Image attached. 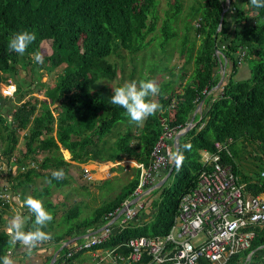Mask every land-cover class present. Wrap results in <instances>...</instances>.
Returning a JSON list of instances; mask_svg holds the SVG:
<instances>
[{
	"label": "trees",
	"instance_id": "trees-1",
	"mask_svg": "<svg viewBox=\"0 0 264 264\" xmlns=\"http://www.w3.org/2000/svg\"><path fill=\"white\" fill-rule=\"evenodd\" d=\"M166 1L171 5L172 13L160 28L161 48L165 51L166 44L175 38L181 40V51H184L188 37L180 38L171 24L181 12L183 0ZM230 1L228 7L226 0H199L193 7L189 17L197 18V25L192 27L200 38L193 58V74L181 91L170 90L171 84L161 87L162 108L143 126H137L130 121L125 109L111 104L112 88L104 85L95 89V86L103 80L116 79L118 65L111 61L114 55L121 56L126 51L136 56L149 46V37L157 28L161 0H0V82L5 81L6 74L16 79L19 69L36 66L32 56L40 53L41 43L46 40L50 41L52 57L43 58V62L51 60L52 67L59 61L65 63L53 87L44 91L45 99L28 96L11 108L10 120L0 110V177L5 174L4 169L10 165L14 152L18 151V135L24 131V148L19 150L20 156L14 157L18 173L10 180V187H0V194L6 189L10 198L9 203L0 198V257L7 254L12 244V233L3 229V215L10 213L14 200L22 198L27 191H30V197L39 200L51 194V189L46 186L40 191L31 188L34 178L51 180L49 187L58 189L70 183L71 163L65 159L61 148L70 151L71 161L78 164L128 159L147 165L163 133V121L170 128L184 129L203 100L204 108L195 118L197 125L180 139V154L171 175L176 180L171 186L165 183L158 200L152 203L159 211L157 219L139 226L129 225L113 236L106 246L131 238L167 235L182 197L194 189L204 168L202 152H214L217 142L232 141L230 154H222L223 162L246 183L248 193L264 194L263 156L259 157L261 167L255 175L243 172L235 161L239 142L257 143L264 154V8L254 7L250 0ZM226 7L228 10L224 12ZM231 10L242 29H237L235 37L222 44L232 35L229 31ZM22 31L35 32L36 40L20 56L10 52L7 43L10 36ZM193 50L194 42L189 49L191 56ZM238 52L241 59L251 62L252 74L243 80L235 79L240 62L236 57ZM225 61V77L217 88L222 76L220 64ZM16 88V93L22 95L19 82ZM216 89L218 95H214ZM10 100H5L7 107ZM55 111L60 112L59 119L55 117ZM119 125L126 126L124 132L120 128L114 131ZM39 153H45L40 162L35 158ZM30 164L34 166L29 167ZM59 169L64 170L66 178L52 179L51 173ZM4 176L9 178L10 173L6 172ZM137 185L138 175L115 200L97 208L90 219L82 222L74 221L80 216L77 207L75 211L69 210L65 215V230L58 236L51 233L52 239L63 244L76 236V232L77 235L84 234L93 229L104 214L129 199ZM41 201L54 216L57 206L50 201ZM25 214L28 219L24 230L28 231L34 216L28 209ZM53 224L54 220L44 231L50 233ZM255 232L250 249L233 257L230 264L263 249L264 227ZM149 261L146 256L141 262L131 264H149Z\"/></svg>",
	"mask_w": 264,
	"mask_h": 264
},
{
	"label": "built area",
	"instance_id": "built-area-1",
	"mask_svg": "<svg viewBox=\"0 0 264 264\" xmlns=\"http://www.w3.org/2000/svg\"><path fill=\"white\" fill-rule=\"evenodd\" d=\"M16 91L15 83L8 80L0 94L12 99ZM163 127L149 163H136L140 176L131 197L104 214L96 229L70 240L71 243H63L64 252L58 253L52 264H70L85 252L91 253V264L138 263L146 256L149 264H203L204 261L230 264L233 257L250 249L255 230L264 227V194L248 193L231 166L223 162L222 154H230V139L226 143L217 142L214 152H202L204 168L194 189L182 197L169 235L131 238L106 246L113 236L140 216L146 206V195L170 170L175 155L174 140L179 131L165 121ZM2 194L6 201L10 200L6 189Z\"/></svg>",
	"mask_w": 264,
	"mask_h": 264
},
{
	"label": "rangeland",
	"instance_id": "rangeland-1",
	"mask_svg": "<svg viewBox=\"0 0 264 264\" xmlns=\"http://www.w3.org/2000/svg\"><path fill=\"white\" fill-rule=\"evenodd\" d=\"M199 0H183L182 3V9L179 15L171 24L176 27V30L179 34V37L187 36L188 42L186 45V49L184 51H181V40H174L171 39L168 44L165 46V51L163 48H161L160 40L158 39L161 36L160 28L162 27L164 23V19L168 17V14L170 15L172 13L171 5L168 4L166 0H161L159 6H158V14L159 19L157 22V28L155 30V33H152V35L149 37L150 44L149 46L141 51L136 56H133L132 54H129L128 52L124 51L122 52L121 56L114 55L111 58V61L113 63H116L118 65V75L115 80L108 81L103 80L96 84L95 89H99L104 85H108L110 88L114 89L118 85H122L125 82H130L132 80H135L137 82L141 80H154L157 85L160 87H165L166 85L171 84V89L173 91L178 92L182 90L183 85L190 79V77L193 74L194 70V55L196 54V51L200 45V38L195 35V29L192 27V25H197V18H191L189 17V14L193 11V7L197 6ZM231 6V5H230ZM233 10L230 11V29L229 31L232 32V35L230 38L226 40L225 43H228L229 40L233 39L236 35L237 29H242L240 25H238V22L236 21V14L232 13ZM187 26L189 28H187ZM194 42V50L191 56V53H189V49L191 45L193 46ZM219 44H221V41H219ZM218 52L220 53V50L218 49ZM43 58H49L52 57V50L50 47V41L46 40L41 43L40 46V53ZM241 53L238 52L236 54V57L239 62V68L235 75V79L237 80H243L251 76V62L247 59H241ZM32 56V60H34ZM36 62V61H35ZM37 63V62H36ZM65 63L62 61H59L54 67H52L51 60L45 61L43 63H37L36 66H34L32 69L28 66L26 69L21 70L19 69L18 75L16 79L13 78V75L6 74L5 81L0 82V92L1 89L4 87V85L7 83L8 80H11L13 83H15L16 87L19 82L20 86L23 88L21 89L20 93H15L14 97L10 100V105L7 107L8 103L5 101L6 98H3L0 94V110L2 114L10 120V114H11V108L14 109L17 105H19L21 102L26 100V98L30 95L36 99H45L43 97L44 91L47 89V87L51 88L53 87L54 83L56 82L58 75L64 70ZM220 73H223V70L220 69ZM229 72V71H228ZM218 89L215 90L214 95H218ZM149 99H155L158 103H161L159 100V96L157 97H150ZM54 106V105H53ZM52 106V108H53ZM8 108V109H7ZM198 109V108H197ZM196 109V110H197ZM199 111V110H198ZM202 110H200L198 113H200ZM38 115V114H37ZM54 115L56 118H60V112L55 111ZM119 125L114 131L119 130V128L124 132L126 129L125 125ZM23 132L19 133V143L17 144L18 151H15L11 160L9 163L10 165H6L7 167L4 169L5 174L6 172L10 173L9 178L5 179V174H2V177L4 178L2 180V177H0V187L5 185H9L11 183V179L13 177H16V174L18 173V166H15L16 163L14 160V157L20 156L19 150L24 148V141L22 139ZM1 146H3L1 144ZM237 152H238V158L235 160L236 164L238 165L239 169H241L246 174L255 175L259 168L261 167V163L259 162V157L263 156L260 147L257 143L254 142H239L236 146ZM45 153H39L36 155V160L40 162L42 158L44 157ZM67 157L70 160L67 153ZM134 160H128L124 159L119 165L117 162H105V163H99L103 168H112V163L114 165H117L115 168L116 171L122 173V177L120 179H109L106 183L99 184L97 182H94L93 180L90 181V186L93 184H96L98 186H95L97 189L101 191L100 194L97 193V191H94L90 188H86V183L82 182V180L86 181L85 173L82 170H77L78 175L76 176L75 185L76 186H70V187H64L61 189H58L54 186L49 187V184L47 181H45L43 178H34V183L31 185V188L33 187L34 190L40 191L42 187H48L53 192V196L55 194L58 195V198H63L62 201L57 202V211L56 214L53 216L54 224L52 231L57 232V234L62 233L65 230V221L66 216L69 212V210H74L77 207L80 211V216L75 219V223L82 222L86 219H90L95 210L96 206L102 207L110 203L111 201L115 200V198L122 192V190L125 188V186L129 183V175L131 174V169L135 167ZM89 164V163H87ZM86 165V164H84ZM263 166H264V160H263ZM4 168V166H3ZM127 169V171L124 173V171ZM135 174V169L133 170ZM129 174V175H128ZM113 176V175H112ZM176 180L175 176H171L168 180L167 186H171L174 181ZM88 182V181H87ZM89 186V187H90ZM28 193V191H27ZM25 193V194H27ZM157 191L153 194L155 198L158 197ZM64 197H63V196ZM28 196V195H27ZM0 198H3V194H0ZM49 198V197H48ZM46 197H44L43 200H50ZM4 199V198H3ZM5 202L6 199H4ZM76 201V202H75ZM56 205V204H54ZM9 213V212H8ZM159 211L157 210L152 218L151 221H155L158 217ZM78 235L76 234L75 237Z\"/></svg>",
	"mask_w": 264,
	"mask_h": 264
},
{
	"label": "clouds",
	"instance_id": "clouds-1",
	"mask_svg": "<svg viewBox=\"0 0 264 264\" xmlns=\"http://www.w3.org/2000/svg\"><path fill=\"white\" fill-rule=\"evenodd\" d=\"M250 3L256 8H264V0H250ZM35 40V32H17L9 37L7 48L10 52L22 56ZM33 58L37 63H43V57L39 53H35ZM160 93L161 89L154 80H141L139 82L132 80L113 89L111 104L125 109L131 122L137 126H143L149 117L155 116L162 108V105L155 99H149L159 96ZM117 163L119 165L121 162ZM51 178L62 180L66 178V174L63 169L54 170L51 173ZM48 183H51V180ZM24 205L33 214L34 220L31 228L24 231L23 217L21 215L13 216L9 221L12 232L11 243L22 244L26 250L31 251L52 240V235L44 231V228L53 220V216L39 199L27 197ZM78 237H81V234L67 239L65 242ZM0 264H15V262L11 257L5 255L0 257Z\"/></svg>",
	"mask_w": 264,
	"mask_h": 264
},
{
	"label": "crops",
	"instance_id": "crops-1",
	"mask_svg": "<svg viewBox=\"0 0 264 264\" xmlns=\"http://www.w3.org/2000/svg\"><path fill=\"white\" fill-rule=\"evenodd\" d=\"M54 106H53V108H54ZM203 108H204V106H203ZM203 108H202V110H203ZM54 135L55 136L57 135V131H55ZM61 151H62L65 159L68 162L71 163V166H70V169H69V174H70V181L69 182L70 183L66 187L76 186L75 185V183H76L75 180H76V176L78 175L77 170H82V169H83L84 173L86 174L85 177L86 176H90L91 177L90 181L93 180L94 182H97L99 184L106 183L109 179H112V178L118 180V179H120L122 177V173H120V172L115 170L116 169L115 167L117 165H114V163H112V168H103V166H101L97 162H90L89 164H86V165L78 164V163H76L74 161H71V159L70 160L68 159L67 153H68L70 158L72 157L70 151H68V150H66L64 148H61ZM134 164H135L136 168L133 167L131 169V174L130 175L128 174L129 175V180L131 181L132 179H134L138 175V182H139L140 170H139V168H137L135 162H134ZM134 169H135V174H134V171H133ZM126 171H127V169L124 171V173ZM163 178L159 182H161L163 180ZM90 181L88 179H86V181L82 180V182L86 183V188H89V189L91 188L93 190V192L97 191V193L100 194L101 191L95 187V186H98L99 184L97 185V183H96V184H93L92 186H90ZM159 182H158V184H159ZM242 183L246 185V183H244V182H242ZM156 187L153 188L148 195H146V206H145V209L141 212L140 216L136 220H134V221H132L130 223V225L139 226L143 222H150L151 221L150 219L152 218L154 213L158 210V208H153L152 207V203L154 201L158 200V198L160 196V193H161V188H162V187H160V188H156ZM156 191L158 192L157 195L159 194L157 198H155L156 195L155 196L153 195ZM30 195H31V193L29 191L22 198L26 199L27 197H30ZM45 197L46 198L49 197L48 198V199H50L49 201L53 205L56 204L55 206L58 205L57 202H59V201L61 202L62 199H63V198H61V199L58 198L57 194H55L53 196V192L52 191H51V194L49 196H45ZM22 198L19 197L18 199L14 200V203H13L14 206L12 205V207H11L12 209H11L10 213H7V214L3 215L4 223H5V226L3 227V229L7 233H10V231H11L9 221L11 220V218L13 216L21 215L23 217V220H24V227H25V225L27 223L28 216H27V214H25V210L27 208H25L24 200ZM43 199H41V200H43ZM46 201H48V200H46ZM96 207L99 208L98 206H96ZM114 208H116V207H114ZM113 209H111V210H113ZM98 225H99V223H98ZM98 225L96 227H94L93 230L96 229L98 227ZM173 225H174V223H173ZM23 230H24V228H23ZM90 230H92V229H90ZM90 230H88L87 232H89ZM171 232H172V228H171V230L169 231V233L167 235H169ZM51 233H53L54 235H57V236L61 234V233L57 234V232H53L52 229H51L50 234ZM76 234H77V232H76ZM167 235H165V236H167ZM165 236H158V237H165ZM60 252H61V254L64 252L62 244H60V241L52 239L51 241L46 242L43 245H41L38 248L33 249L31 251L26 250L25 247L22 244H19V243L13 244L12 243L11 247L8 249L6 255L11 257L14 260L15 264H52L53 259ZM245 252L246 251L242 252L239 255H242ZM237 262H242V264H264V248L259 250V251H257L254 255H253V253H251V254L248 255L247 258L239 259ZM91 263H92V255H91V253L90 252H85V253H82V254L76 256L72 260V262L70 264H91ZM203 264H209V263L204 261Z\"/></svg>",
	"mask_w": 264,
	"mask_h": 264
},
{
	"label": "water",
	"instance_id": "water-1",
	"mask_svg": "<svg viewBox=\"0 0 264 264\" xmlns=\"http://www.w3.org/2000/svg\"><path fill=\"white\" fill-rule=\"evenodd\" d=\"M226 3H227V6L229 7L231 1L230 0H226ZM228 7H226L224 12L228 10ZM226 67H227V62L226 61L225 62H221L220 69L223 70V73H222V76H221V79L219 81V84H218L217 88H219L222 85V82H223L224 77H225ZM219 71H221V70H219ZM203 104H204V100L198 105V109L195 111V113H194L193 117L191 118L190 122L188 123V125L184 129H182L181 131H179L176 134V137H175V140H174L175 156H174L173 162L171 164L170 170L168 171L167 175L163 178V180L161 182H159V184L157 185L156 188L162 187L168 181V179L171 177V175H172V173L174 171V168H175V166L177 164V161H178V158H179V154H180V139L186 133H188L191 129H193L197 125V122H195V118H196V115L198 114V112L200 110H202ZM79 238H81V237H78L77 239H79ZM67 243H71V241H68ZM55 260H56V256L53 259L52 263L55 262Z\"/></svg>",
	"mask_w": 264,
	"mask_h": 264
}]
</instances>
